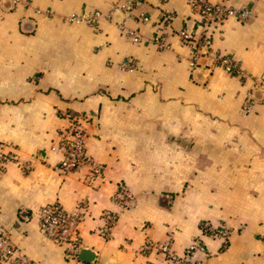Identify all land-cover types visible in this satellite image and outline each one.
<instances>
[{"label": "crops", "instance_id": "0c3cea01", "mask_svg": "<svg viewBox=\"0 0 264 264\" xmlns=\"http://www.w3.org/2000/svg\"><path fill=\"white\" fill-rule=\"evenodd\" d=\"M127 1L0 0V147L13 155L0 170L2 230L38 264H167L139 253L146 238L171 239L181 253L195 237L203 264H264V0H208L250 10L212 32L213 51L243 76L203 56L190 68L177 36L196 26L186 0H140L130 12L118 7ZM95 12L94 23L66 19ZM160 34L167 48L154 42ZM248 92L256 102L244 113ZM72 120L98 174L54 168L60 153L50 147ZM121 184L130 196L119 210L111 199ZM51 202L80 211L75 254L39 229L37 211ZM106 210L118 211L109 230ZM204 222L227 229L226 246L202 235Z\"/></svg>", "mask_w": 264, "mask_h": 264}, {"label": "built area", "instance_id": "2783aa9c", "mask_svg": "<svg viewBox=\"0 0 264 264\" xmlns=\"http://www.w3.org/2000/svg\"><path fill=\"white\" fill-rule=\"evenodd\" d=\"M20 0H12L17 3ZM188 6L197 17L196 26L194 28H181L177 31V36L182 44L189 46L192 50V57L189 60L190 68H195L197 60L200 56L209 57L208 66L213 68L220 67L227 73L243 76L241 70L233 58L230 56L213 51L212 32L214 29L228 18L237 20H246L250 16V10L247 8H234L220 3H211L208 0H186ZM141 4L140 0H128L118 5L119 8L126 12ZM37 14L49 15V10H35ZM102 15L98 12L93 14H71L67 16V20L73 23H94L100 19ZM142 21H147L148 16L143 12L139 13ZM172 15L165 12L160 20L162 25L170 24ZM132 42H138L140 35L137 31H129ZM154 42L160 49L167 48L164 35H158L154 38ZM132 62L124 61L120 63L121 69H134ZM258 87L263 90L264 96V77L259 80ZM256 100L251 92L246 94L242 104V111L248 113L251 111ZM51 151H58L60 158L56 162L54 168L62 173H72L86 168L90 175L98 174L102 166L94 160L86 151L84 134L81 126L76 122H70L67 128L61 129L56 136L55 142L50 147ZM12 153L5 152L0 147V170L12 160ZM130 196V192L126 185L121 184L117 187L112 196L114 203L119 210L125 206L126 199ZM118 211L106 210L104 219L106 229L109 230L114 222ZM38 223L40 231L55 242L65 244L72 254H75L80 247V237L77 232V224L80 220V211L78 208L71 211L65 210L58 202H51L42 205L38 211ZM202 235L218 236L222 240L223 246L228 243V232L225 227H216L211 223L204 222L200 224ZM139 253H154L162 256L167 264H203V257L206 256L207 250L201 237H195L184 248L183 252L177 253L172 248V240H153L146 238L142 244ZM201 256V257H198ZM0 262L7 264H38L37 262L25 257L20 248L16 246L10 239L9 235L2 230L0 226Z\"/></svg>", "mask_w": 264, "mask_h": 264}, {"label": "water", "instance_id": "95a60500", "mask_svg": "<svg viewBox=\"0 0 264 264\" xmlns=\"http://www.w3.org/2000/svg\"><path fill=\"white\" fill-rule=\"evenodd\" d=\"M87 251H88L87 248H84L83 250H81V252H80V259L90 262L92 259L86 257V256H88V255H86V252Z\"/></svg>", "mask_w": 264, "mask_h": 264}, {"label": "trees", "instance_id": "16d2710c", "mask_svg": "<svg viewBox=\"0 0 264 264\" xmlns=\"http://www.w3.org/2000/svg\"><path fill=\"white\" fill-rule=\"evenodd\" d=\"M72 122H77V120H72Z\"/></svg>", "mask_w": 264, "mask_h": 264}]
</instances>
